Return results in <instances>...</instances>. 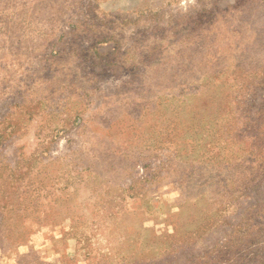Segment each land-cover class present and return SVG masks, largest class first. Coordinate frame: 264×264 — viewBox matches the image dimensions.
Masks as SVG:
<instances>
[{"label":"rangeland","instance_id":"1","mask_svg":"<svg viewBox=\"0 0 264 264\" xmlns=\"http://www.w3.org/2000/svg\"><path fill=\"white\" fill-rule=\"evenodd\" d=\"M0 264H264V0H0Z\"/></svg>","mask_w":264,"mask_h":264}]
</instances>
